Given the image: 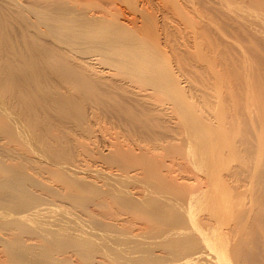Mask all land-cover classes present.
<instances>
[{"label": "bare ground", "instance_id": "6f19581e", "mask_svg": "<svg viewBox=\"0 0 264 264\" xmlns=\"http://www.w3.org/2000/svg\"><path fill=\"white\" fill-rule=\"evenodd\" d=\"M221 1L230 14L244 5ZM246 8V16L242 8L239 13L253 23L262 44L258 39L252 50L263 62L264 0H252ZM92 9L64 0H0V262L74 264L73 253L77 264H264V71L258 70L259 58L254 57L256 63L247 49L245 53L237 36L225 40L243 48L226 43L240 50L231 52L238 57L222 53V39L228 36L222 31V43L215 42L221 31L213 29L218 33L213 39L211 29L206 34V25L198 26L206 12L198 16L201 10L196 9V18L205 17L190 21L196 28L190 56L206 67V74L202 66L203 71L194 67L203 74L198 77L213 82L201 79L204 84H197L200 80L183 71L190 78L181 85L171 62L163 65L171 71L157 66L162 51H154L158 37L150 34L157 40L152 53L143 40L149 30L142 31V39L124 37ZM209 16L213 28L222 30ZM200 33L206 45L200 43ZM98 60L110 66L96 70L92 64ZM114 75L132 84L130 95L137 107L123 108L120 98L118 103L110 99L111 104L109 96L110 104L102 103L104 86L110 92V83L103 81ZM185 88L192 90L189 97ZM83 97L97 100L91 98L96 110L89 115ZM100 115L124 118V131H110L105 149L96 142L92 148L98 160L107 162L106 168L82 167L75 161L81 157L74 150V156L69 154L72 146L68 151L62 145L68 128L64 123L78 124L89 134L91 119L97 122ZM243 115L249 118L245 121ZM241 117L250 123L249 139ZM172 167L184 174L179 171V177ZM91 203L101 211L91 209ZM50 209L60 216L46 213ZM142 218L150 222H141L145 227ZM96 253L101 258H94Z\"/></svg>", "mask_w": 264, "mask_h": 264}, {"label": "rangeland", "instance_id": "374dc122", "mask_svg": "<svg viewBox=\"0 0 264 264\" xmlns=\"http://www.w3.org/2000/svg\"><path fill=\"white\" fill-rule=\"evenodd\" d=\"M65 1V4L66 5H71V6H74V5H76V7H83V8H89V9H91V8H93L97 13H99V15L100 16H103L102 18H103V21H104V24L106 23V24H108L107 26L109 27V28H113V30H118L119 31V33L120 34H122L123 32H124V34H122V35H124V37L126 36V37H142V36H144V33H145V29L146 30H149V31H147V34L143 37V40H145L146 41V44L148 45H151V47L153 46L154 47V45L153 44H155L156 43V41H155V39H153L151 36H150V34H153L152 36L154 37V38H156L157 39V37L159 38L158 40L160 41V42H158L157 41V46H160V48L159 47H157L158 49H156V47H152V49H151V47L150 48H147V49H151V51L150 52H152L153 51V49H154V51H157V52H155V53H158V51L160 52L161 51V49H162V51L160 52V53H158L159 55H162V56H160L159 57V55H158V58L157 59H160L159 61H158V64H157V66H159L160 67V65L162 66V67H164V69H168V70H170L171 71V69H173L172 70V72L174 73V76H176V79L181 83V85H182V82H184V80H186V77H187V75H185V73L186 74H191L190 75V77H192V78H190V77H187V78H190V79H192L193 80V76H194V79L195 80H193V81H195L196 82V80H200V81H197L196 83L197 84H202L203 82H202V80L201 79H203V78H201L200 79V77H203L202 75V73H200V74H202L201 76L199 75V72H201V71H203L204 69H205V74H206V72H207V70H206V67H205V65H203L202 66V64L203 63H201V61L200 62H198L199 64V66L197 65V63H196V61H195V55L193 56L194 58H192V56H190L191 54H192V50L194 49L193 48V46H194V37L196 36V28L195 27H193V25H191L192 23L191 22H195V23H198V22H196V20H198V18H200V17H195V16H197V14H198V11L199 10H201V11H199V14H198V16L200 15L201 16V14H200V12H206L205 14H206V16L208 17L210 14L213 16H211L212 17V19L213 20H216V22H217V24H216V22H215V26L217 27V25L218 24H221V25H218V26H221L222 27V30H221V28L220 27H217V28H213V26L211 25V24H214V23H211L210 24V21H209V23H208V21H207V19L206 18H204V19H201V18H203V17H205V15L203 16V17H201L199 20L201 21V22H199L200 24H198V26H200L201 28H205L204 27V25H206V28L204 29V31L206 32V31H208L209 32V30L211 29V30H213V29H215L218 33H220L219 31H221V34L222 35H219L217 32H215V30H213V31H211L210 30V33H208L209 35H212L211 37H212V39L216 36V34L215 33H217L218 35L214 38V40L215 39H217V40H215V42H219V41H221V43H222V40H225V39H228V40H231V38H233V39H236L237 40V37H238V40H239V42L237 41L236 43L240 46V44L242 43V46H243V48H244V52L246 53V50L245 49H247V51L249 52V54H250V57L253 55V57H251V58H253L254 60H255V58L254 57H258L259 58V56H257L256 54V50H252V48L254 47H258L257 46V42L260 40L257 36H255V34L253 33V31L254 30H252V26H253V23H250V21L248 20V22H247V18H245V17H242L240 14H242L244 11V9L246 8L247 10H248V4H252V0H228V2H232V4L234 3V4H238V6L240 7V5H241V3H244V5H243V7L241 6V8H242V13L240 12L239 13V10L241 9H237V11H238V13H239V15L241 16H238V13H235L234 11H231L232 12V14H230V10L227 12V9H226V11H225V8H221L222 6H220L221 4H222V1L220 0H174V2H172V0H64ZM87 1V2H86ZM98 1V2H97ZM166 1V2H165ZM169 1H171V2H169ZM191 1H193V2H191ZM251 1V2H250ZM219 2V3H218ZM220 2H221V4H220ZM225 2H227V0H225V1H223V3H225ZM227 2V3H228ZM78 3V4H77ZM102 3V4H101ZM173 3H175V4H173ZM177 3V4H176ZM73 4V5H72ZM82 4V5H81ZM91 4V5H90ZM179 4V5H178ZM194 4V5H193ZM209 4V5H208ZM240 4V5H239ZM183 5V6H182ZM215 5V6H214ZM224 5V4H223ZM198 6V7H197ZM218 6H220V7H218ZM177 7V8H176ZM208 7V8H207ZM224 7H225V5H224ZM216 8V9H215ZM92 9V10H93ZM105 9V10H104ZM181 9V10H180ZM185 9V10H184ZM196 9L198 10L197 12H196ZM223 9H224V12H223ZM178 10H180V11H178ZM194 10V11H193ZM99 11V12H98ZM246 11V10H245ZM175 12V13H174ZM182 12V13H181ZM183 12H185V13H183ZM208 12V13H207ZM227 12V13H226ZM180 13V14H179ZM197 13V14H196ZM103 14V15H102ZM112 14V15H111ZM208 14V15H207ZM233 14L235 15V16H237L236 18L235 17H233ZM244 15H245V13H243ZM150 15H152L151 16V18H150ZM185 15V16H184ZM186 15H188L190 18L191 17H193V20L196 18V20H194V21H192V18H191V20H189L188 19V16H186ZM216 15V16H215ZM181 16V17H180ZM209 16V17H210ZM246 16V15H245ZM185 17V18H184ZM187 17V18H186ZM195 17V18H194ZM210 17V18H211ZM233 17V18H232ZM240 17V18H239ZM150 18V19H149ZM209 18V19H210ZM241 18H243V19H241ZM186 19V20H185ZM187 19L189 20V21H187ZM224 19V20H223ZM229 19V20H228ZM240 19V20H239ZM107 20V21H106ZM144 20V21H143ZM147 20H148V22H147ZM155 20H156V22H155ZM203 20V21H202ZM245 20V21H244ZM117 21V22H116ZM191 21V22H190ZM225 23H224V22ZM155 23V24H153V23ZM190 22V23H189ZM202 22H206V23H208V24H210L209 25V29H208V24H202ZM224 24V25H223ZM110 25H112V27L110 26ZM154 26H158V28H154ZM190 26V27H189ZM121 27V28H120ZM148 27V28H147ZM199 27V28H200ZM118 28V29H117ZM190 28H191V30H190ZM192 28H195V29H192ZM251 28V29H250ZM152 29V30H151ZM183 29V30H182ZM112 30V31H113ZM126 30V31H125ZM151 30V31H150ZM154 30V31H153ZM194 30V31H193ZM200 30V29H199ZM202 30V29H201ZM250 30H252V31H250ZM122 33H121V32ZM144 33H143V32ZM153 31V32H152ZM222 31H224L223 33L226 35V37L228 36V38H224V39H222L223 37H224V35H223V33H222ZM249 31V32H248ZM130 32V33H129ZM136 32V33H135ZM138 32V33H137ZM148 32H149V34H148ZM152 32V33H151ZM142 33V34H141ZM236 33V34H235ZM128 34V35H127ZM129 34H131V35H129ZM159 34V35H158ZM201 34V33H200ZM206 34H207V32H206ZM254 34V35H253ZM136 35V36H135ZM147 35H149L148 37H147ZM251 35H253V36H251ZM220 36H222V38L220 37ZM237 36V37H236ZM251 36V37H250ZM192 37V38H191ZM201 37L203 38V40H202V42H200V43H203V45H206L205 44V42H204V38L206 37L205 36V34L204 35H202L201 34ZM210 37V36H209ZM210 37V38H211ZM218 37H220L222 40H220V38H218ZM254 37H256V38H254ZM145 38H149L148 40L147 39H145ZM150 38H152V39H150ZM140 39H142V38H140ZM206 39V38H205ZM252 39V40H251ZM253 39H254V41H253ZM259 39V40H258ZM207 40V39H206ZM149 43H148V42ZM257 41V42H256ZM150 42H151V44H150ZM152 42H153V44H152ZM189 42V43H188ZM228 41H224V43L223 44H221V48H223L222 50H221V52L222 53H224L226 50V56L228 55H232V53L233 52H237V53H240L239 51H235V50H233V46H238L235 42H234V40H233V42L232 41H230V42H232L231 44H233L232 45V47L230 46V45H228L230 42H228V44L226 45V43H227ZM261 42V40L258 42V45L259 44H262V42ZM207 43V42H206ZM253 43L255 44L254 46H253ZM225 44V45H224ZM236 44V45H235ZM156 45V44H155ZM252 45V46H251ZM147 46V47H148ZM229 46H230V48H229ZM238 46V47H239ZM249 46V47H248ZM146 47V46H145ZM172 47V48H171ZM205 47V46H204ZM246 47V48H245ZM251 47V48H250ZM226 48V49H225ZM239 48H241V47H239ZM243 48H241V49H243ZM188 49V50H187ZM205 49H206V47H205ZM235 49H237L236 47H235ZM251 49V50H250ZM148 50V51H149ZM185 50V51H184ZM225 50V51H224ZM229 50V51H228ZM231 50V51H230ZM207 51V50H206ZM166 52V53H165ZM191 52V53H190ZM208 52V51H207ZM227 52H229L230 54H227ZM232 52V53H231ZM241 52H243V51H241ZM247 52V53H248ZM153 53V52H152ZM256 53V54H255ZM167 54V55H166ZM189 54V55H188ZM186 55V56H185ZM193 55V54H192ZM223 55H225V54H222V56ZM166 56V57H165ZM175 56V57H174ZM189 56V57H188ZM234 56V57H233ZM235 56H237L238 57V55H232V58L234 59L235 58ZM89 57H95V56H89ZM183 57V58H182ZM240 57V56H239ZM170 58V59H169ZM176 58V59H175ZM180 58V61H179V64H178V59ZM231 58V59H232ZM184 59V60H183ZM232 59V60H233ZM237 60H238V58H236ZM163 60V61H162ZM181 60H182V62H181ZM192 60V61H191ZM196 60H198L197 58H196ZM263 60V62L260 60V58H259V62L261 61V63L262 64H260V66H259V69H258V67L256 68V70L258 69L259 71L261 70V72H262V70L264 71V58L262 59ZM167 61V62H166ZM188 61V62H187ZM199 61V60H198ZM100 61L98 60V61H95V62H93V64H92V67H95V69L96 70H102V69H100V68H105L104 66H110V65H106V63H104V64H102V62H100ZM161 62V63H160ZM164 62V63H163ZM171 62V64H169V63ZM204 62V61H203ZM232 62V61H231ZM241 62V61H240ZM255 62L257 63V60H255ZM169 64V66H170V68L171 67H173V68H168V66L166 67V66H163L164 64ZM182 63V64H181ZM189 63V64H188ZM194 63H196V64H194ZM237 63V62H236ZM95 64V65H94ZM178 64V65H177ZM181 64V66H179ZM194 66H193V65ZM104 65V66H103ZM196 65V66H195ZM262 65V66H261ZM200 67V66H202V68H204L203 70H202V68H201V71H200V68H198L199 69V71L196 69H194V67L196 68V67ZM182 67V68H181ZM223 67V66H222ZM231 67V66H230ZM238 67V66H237ZM251 67H254L255 68V66H251ZM262 67V68H261ZM232 68V67H231ZM239 68V67H238ZM261 68V69H260ZM166 69V70H167ZM182 69V70H181ZM162 70H163V68H162ZM192 70V71H191ZM195 70V71H194ZM158 71V70H157ZM164 71V70H163ZM180 71V72H179ZM185 73H184V72ZM191 71V72H190ZM197 71H198V74H197ZM255 72V71H254ZM263 74H264V72H262ZM182 74H184L185 75V77L182 75ZM189 74H188V76H189ZM204 74V76L206 77L207 75H205ZM208 74V73H207ZM115 77H111L110 79L108 78V79H104V81L103 82H105L106 80H108V82L110 83V86H108V87H110V89H108V90H110V92H112V93H110L109 91H105V86H104V94L106 93V94H109V95H106V97H105V95H104V97H103V95H101L102 97V99H104V98H106V99H104L103 100V102L102 103H104L105 104V102H108L107 100V96H109V100L110 99H112V100H114V98H115V102L114 103H118V102H120V101H122L123 100V102H120L122 105V107L124 108H126V107H129V106H132V104H134L133 106L135 107H137L138 106V101H136V99H134V95L132 96V95H130L131 94V91H132V89L133 88H131V87H129V85L131 84L130 82V84L128 83H126L125 81H127V80H120L119 79V77L117 76V78H116V75H114ZM198 76H200V77H198ZM209 76V75H208ZM210 77V76H209ZM209 77H208V79H209ZM115 78V79H114ZM197 78H199V79H197ZM114 79V80H113ZM119 79V81H117ZM205 79V81L207 80L206 78H204ZM203 79V80H204ZM110 80V81H109ZM116 80V83L114 82ZM213 82V80H210L209 79V81L207 80V82ZM233 81H235V80H233ZM114 82V83H113ZM128 82V81H127ZM200 82V83H199ZM212 82H211V84H212ZM108 83V84H109ZM119 83H121V85L119 84ZM124 83V84H123ZM126 83V84H125ZM242 83V82H241ZM107 84V81H106V83L104 84H102V85H108ZM113 85V87H115L116 85H118L116 88H118L117 90H116V88H115V90L116 91H112L111 90V87H112V85ZM116 84V85H115ZM170 84V83H169ZM204 84V83H203ZM202 84V85H203ZM207 84V83H206ZM210 84V83H209ZM101 85V84H100ZM100 85H98L99 87H100V90H101V86ZM122 85H125V86H122ZM127 85V86H126ZM132 85V84H131ZM199 85V86H200ZM206 86V85H205ZM235 86H237L238 88H239V86L234 82V85H233V89L236 91L238 88H236ZM243 86H244V84H243ZM103 87V86H102ZM112 87V89H114ZM120 87V88H119ZM122 87H124V88H122ZM130 88V90L128 89V88ZM169 87H173L172 85L171 86H169ZM200 87H202V86H200ZM236 88V89H235ZM241 88V87H240ZM120 89V90H119ZM122 89H124L123 91H122ZM174 89V88H173ZM102 90H103V88H102ZM171 90H172V88H171ZM241 90H242V88H241ZM129 92V96H128V94L126 93V92ZM172 91H174V90H172ZM175 91H176V89H175ZM183 91V90H182ZM181 91V92H182ZM186 91H188V92H186ZM124 94H123V93ZM185 92H186V96H188L189 97V94H191L190 92H192V90H190L189 88L188 89H186L185 88ZM237 92H238V90H237ZM103 93V92H102ZM125 93H126V95L127 96H125ZM160 93V92H159ZM159 93H157V94H159ZM174 94H175V92H173ZM180 93V92H179ZM189 93V94H188ZM113 94H114V96H113ZM119 94V95H118ZM123 94V95H122ZM161 94V93H160ZM160 94H159V96H160ZM177 94V93H176ZM175 94V95H176ZM182 94H184V96H185V93H182ZM82 95V94H81ZM81 95H80V97H81ZM93 95V94H92ZM116 95V96H115ZM122 95V96H121ZM163 95V94H162ZM78 96V98H79V95H77ZM84 96V95H83ZM113 96V97H112ZM164 96V95H163ZM178 96V94L176 95V97ZM89 97H90V95H89ZM89 97L88 98H85V97H83L84 99H86V102H85V100H83V99H80V100H83V106L86 108V112H88L87 113V115H89L91 112H93V111H95L96 109H95V103L97 102V97L94 95V96H92V97H95L96 99H94V98H92L93 100H95L94 102H92V99L90 98L89 99ZM111 97V98H110ZM117 97V98H116ZM126 98V99H124V98ZM158 97V96H157ZM162 97V96H161ZM118 98H120V99H118ZM164 98H165V96H164ZM116 99H118L117 101L118 102H116ZM228 99V98H227ZM87 100H90V101H87ZM112 100H110V101H112ZM135 100V101H134ZM168 100V99H167ZM166 100V101H167ZM102 100H100V102H101ZM109 101V102H110ZM135 103H134V102ZM230 101V100H229ZM108 102V103H109ZM88 103V104H87ZM95 105H94V104ZM111 104L113 103V101L112 102H110ZM109 103V104H110ZM109 104H107L106 103V106L104 105V107H108L109 106ZM91 105V106H90ZM89 106V107H88ZM94 106V107H93ZM84 107H83V109H84ZM92 107V108H91ZM89 108V109H88ZM123 108H121V109H123ZM90 109L92 110V111H90ZM95 109V110H94ZM85 110V109H84ZM90 112H89V111ZM101 116V120L99 119V118H95V119H97V122H96V120H94V118H93V121H92V119H91V124L93 125H90L91 126V133H89V134H86L87 132H85V131H83L79 126H77V125H75V123H73V124H69V122H65L64 123V126L67 128V131L65 132V134L64 135H62L61 136V139H62V145H64V147L66 148V146H68L67 147V149H65V150H68L69 151V147L70 146H72L71 147V149H70V151H69V154H72L71 153V151L73 152V150H74V152H73V154L75 155V157L76 158H79L80 159V157H81V159H80V161H78L77 159L75 160L76 162H78V164H83V165H81L82 167H84V164H86V167H89L90 165V167H92V168H94L95 166H98L99 168L100 167H105L106 166V164H107V162L105 161H103V160H101V162H100V160H98V156H99V158H100V155H98V154H95L94 152H93V147H95L96 145V143H98L97 145H99L100 146V148L101 149H105V144H107L106 142H108L107 140H109V139H111L110 138V136L112 135V133L111 132H114L115 133V131H124V129H122V125H123V121H124V118H120L121 120H119L118 118L117 119H115L116 118V116H114L115 118H109V117H102L103 115H100ZM55 117V116H54ZM53 117V121H58V118H54ZM120 117V116H119ZM243 118H245V121H246V118L248 119L249 117H247L246 115L244 116H242ZM241 117V118H242ZM103 118H104V120H103ZM240 119V120H243V122L242 121H240L241 122V125L242 126H244V128H243V130H244V133L246 134V136H245V139L246 138H250V136H251V133H252V129H250L251 128V126H250V123H246L245 124V122H244V119ZM88 119H89V116H88V118L86 119L87 121H88ZM113 119V120H112ZM110 120V121H109ZM87 121H86V123H87ZM82 122V121H81ZM83 122H85V121H83ZM248 122H249V120H248ZM66 123H68L67 125H66ZM86 123H85V125H84V123H83V125L84 126H88V125H86ZM96 123V124H95ZM120 123V124H119ZM156 123H159V120H158V122H156ZM80 124H82V123H80ZM116 125V126H115ZM70 126V127H69ZM76 126V127H75ZM114 127V129L115 130H113V129H111L112 127ZM102 127V128H101ZM111 127V128H110ZM121 127V128H120ZM101 130H100V129ZM111 129V130H110ZM119 129V130H118ZM92 130L94 131L93 133H92ZM98 130V131H97ZM69 131V132H68ZM97 131V132H96ZM111 131V132H110ZM99 132V133H98ZM102 133V134H101ZM111 133V134H110ZM172 133V134H171ZM168 134H171L172 136H174L173 134V132H170V133H168ZM108 135V136H107ZM110 135V136H109ZM170 135V136H171ZM249 135V137H247ZM77 136H78V138H77ZM98 136V137H97ZM165 136V135H164ZM163 136V137H164ZM169 136V137H170ZM243 136V137H244ZM75 137V138H74ZM80 137V138H79ZM102 137V138H101ZM104 137V138H103ZM109 139H108V138ZM165 137H167V135L165 136ZM242 137V138H243ZM171 138V137H170ZM170 138H168V139H170ZM77 139H79L80 141H78ZM98 139H99V142H98ZM104 139H106V140H104ZM244 139V140H245ZM248 139L246 140V141H248ZM64 140H67L70 144H68V143H66L67 141H65V142H63ZM70 140V141H69ZM72 140V141H71ZM75 140V141H74ZM82 140V141H81ZM162 140V139H161ZM243 140V141H244ZM251 140H252V138H251ZM251 140H249L248 141V144L250 143V141ZM78 141V142H77ZM106 141V142H105ZM72 142H74V143H72ZM80 142H85V143H80ZM96 142V143H95ZM253 142V141H252ZM65 143V144H64ZM77 143V144H76ZM105 143V144H104ZM66 144H68V145H66ZM101 144V145H100ZM103 144V145H102ZM70 145V146H69ZM83 145H84V147H83ZM95 145V146H94ZM246 145H247V142H246ZM249 145H251L252 146V143H250ZM249 145H247V146H249ZM91 148H90V147ZM104 146V147H103ZM251 146H249V147H251ZM87 147V148H86ZM69 148V149H68ZM83 148H84V150H86L85 152H82V151H84L83 150ZM81 149V150H80ZM90 149V150H89ZM92 149V150H91ZM64 150V151H65ZM87 150H89L88 151V153L90 154H86V152H87ZM91 151V152H90ZM156 151V150H155ZM160 150H158V152H159ZM82 152V153H81ZM161 152V151H160ZM64 153H67V152H64ZM77 153H81L80 155H78ZM91 153L94 155L93 157H91ZM72 154V155H73ZM73 155V156H74ZM90 157V158H89ZM95 157H97V158H95ZM91 158H93V159H95L94 161L91 159ZM97 160V161H96ZM83 161V162H82ZM99 161V162H98ZM82 162V163H81ZM91 162H92V164H91ZM94 162V163H93ZM95 162H96V164H95ZM98 163V164H97ZM104 163H106V164H104ZM95 164V165H94ZM93 165V166H92ZM100 165V166H99ZM102 165V166H101ZM178 162H177V165L176 166H174V167H178ZM181 166H183L182 168L184 169V165H183V163H182V165ZM180 166V167H181ZM107 167V166H106ZM105 167V168H106ZM108 167H109V165H108ZM182 168H179V170H178V168L176 169H174L173 167H172V169H174L175 170V174H177L179 177H180V172L179 171H182ZM181 169V170H180ZM31 173H33L34 174V172H32V171H30ZM177 172V173H176ZM179 172V173H178ZM40 175H42L41 173H39ZM182 174H184L183 173V171H182ZM34 175H36V174H34ZM38 176V175H37ZM43 176V175H42ZM40 177V176H39ZM38 177V178H39ZM53 180H54V178L53 179H51V182L53 183ZM55 181H56V179H55ZM54 181V182H55ZM56 182H58V181H56ZM54 185H57L58 186V184L59 183H53ZM89 205V204H88ZM92 207H91V206ZM89 205V207H91V209H94V211H96V212H99V211H101L100 210V208L99 209H96V208H98L97 206H95L94 207V204L93 203H91ZM90 209V208H89ZM96 209V210H95ZM48 211V212H47ZM46 211V213H48L49 214V212L51 213V215H52V217H57L60 213H59V211H56V210H51L50 209V211L49 210H47ZM55 211V212H54ZM54 212V213H53ZM59 213V214H58ZM48 214H46V217H48L47 215ZM51 215L49 216V217H51ZM54 215V216H53ZM126 216L128 215V213H126L125 214ZM60 216V215H59ZM261 216V218L264 220V217L262 216V215H260ZM51 217V218H52ZM138 217V216H137ZM142 220H143V218H142ZM141 219L139 220L140 221V224L142 225L143 223L146 225V224H149L150 222L149 221H147V219L144 221H142ZM86 221L87 222H89V220H87L86 219ZM86 221H84V222H86ZM146 221H147V223H146ZM141 222H143V223H141ZM264 225V224H263ZM143 227H145L144 225H142ZM148 226V225H147ZM35 241L36 242H38V240H37V238L35 239ZM262 240H260V242H261ZM1 247V246H0ZM71 254V258L73 259L74 258V262L77 264L78 262H79V259L75 256V255H73V253H70ZM66 255H69V254H66ZM98 255V256H97ZM94 258H97V259H99V258H101V255L100 254H98V253H96V255H95V257ZM103 259V258H102ZM106 259V258H105ZM107 262V261H106ZM3 262H0V264H2ZM74 263V264H75ZM258 264L259 263H261V262H257ZM256 263V264H257ZM4 264V263H3Z\"/></svg>", "mask_w": 264, "mask_h": 264}]
</instances>
